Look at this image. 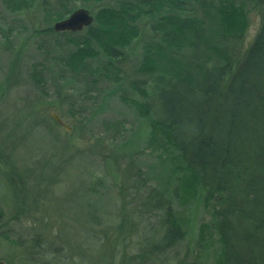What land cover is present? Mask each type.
Returning a JSON list of instances; mask_svg holds the SVG:
<instances>
[{"label": "rangeland", "instance_id": "obj_1", "mask_svg": "<svg viewBox=\"0 0 264 264\" xmlns=\"http://www.w3.org/2000/svg\"><path fill=\"white\" fill-rule=\"evenodd\" d=\"M113 1L105 0L103 5L112 6ZM16 6L21 9L14 10ZM62 6L82 7V1L0 0V212L6 223L0 231L4 234L0 261L23 264L16 258L24 253V264L48 260L54 264H135L134 258L159 242L162 232L157 226L162 211L146 215L150 219L146 224L138 221L147 189L134 188L135 176L169 157L162 150L165 144L154 142L128 146L125 157L117 154L135 134L144 136L149 130L132 101L154 104V78L137 69L142 46L152 41L150 22L145 19L138 25L139 38L125 51V58L114 64L118 78L112 70L107 76L109 64L100 53L89 59L90 75L87 72L84 81L72 79L68 86L70 73L62 57L86 33L85 29L78 35L48 31L56 23L55 16L64 12ZM243 7L247 12L245 47L255 37L260 17L250 0H244ZM171 66L163 67L173 73ZM60 87L64 103L55 94ZM31 112L39 117L34 122ZM50 114L57 115L69 130ZM10 165L22 170V177L13 180L14 187L19 186L16 201L7 186ZM193 181L191 176L179 181L178 196L171 203L183 240L158 260L141 259L142 264L203 258L207 264L218 262L212 206L204 198L198 202ZM111 188L119 191L120 198ZM19 241L24 247L16 245ZM29 254L35 255V261L28 262Z\"/></svg>", "mask_w": 264, "mask_h": 264}, {"label": "trees", "instance_id": "obj_2", "mask_svg": "<svg viewBox=\"0 0 264 264\" xmlns=\"http://www.w3.org/2000/svg\"><path fill=\"white\" fill-rule=\"evenodd\" d=\"M80 1L82 7L74 9L88 10L93 22L85 29V37L74 41V49L62 57L70 73L68 86L72 79L84 81L87 72L90 75L88 65L100 53L109 64L107 76L112 70L118 78L114 64L125 58V51L139 38L138 25L148 19L152 31V41L142 46L137 69L154 78V104L132 101L149 130L144 136L135 134L117 154L125 157L128 146L154 142L164 143L162 150L169 157L140 172L145 175L141 180L137 179L141 174L135 176L134 188L147 189L138 221L146 224L150 220L146 215L162 211L157 215L160 241L137 255L135 264L148 257L158 260L183 240L171 203L178 196L179 181L187 176L194 180L198 202L204 198L212 206L211 223L219 244L216 264H264V0H250L259 11L260 24L245 47L244 0H114L106 7L105 0ZM62 8L56 22L74 11ZM164 64H171L174 72L167 73ZM55 94L59 102H65L61 87ZM32 115V122L39 118ZM21 172L13 165L7 171L13 201L19 200V186L14 187L13 180ZM151 182L155 183L147 188ZM111 190L120 198L119 191ZM4 217L0 212V231L5 230ZM15 217L12 212L11 219ZM16 245L24 247L21 241ZM32 256L28 262L34 260ZM24 257L19 254L16 261L24 264ZM175 264L207 263L203 258Z\"/></svg>", "mask_w": 264, "mask_h": 264}, {"label": "water", "instance_id": "obj_3", "mask_svg": "<svg viewBox=\"0 0 264 264\" xmlns=\"http://www.w3.org/2000/svg\"><path fill=\"white\" fill-rule=\"evenodd\" d=\"M93 22V17L89 13L88 10L84 8L74 9L73 12L70 13V15L67 18L62 19L61 21H58L54 23L53 25V31L57 33H63V32H71V33H78L81 32L83 29H86L89 27ZM52 119L65 128L66 130H69V128L61 122V120L58 118L55 114H50ZM0 264H4L0 261Z\"/></svg>", "mask_w": 264, "mask_h": 264}, {"label": "bare ground", "instance_id": "obj_4", "mask_svg": "<svg viewBox=\"0 0 264 264\" xmlns=\"http://www.w3.org/2000/svg\"><path fill=\"white\" fill-rule=\"evenodd\" d=\"M53 31V30H52ZM55 32V31H54ZM57 33V32H56Z\"/></svg>", "mask_w": 264, "mask_h": 264}]
</instances>
